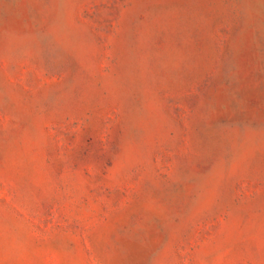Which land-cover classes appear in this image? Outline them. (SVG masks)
Returning a JSON list of instances; mask_svg holds the SVG:
<instances>
[{"label":"rangeland","instance_id":"rangeland-1","mask_svg":"<svg viewBox=\"0 0 264 264\" xmlns=\"http://www.w3.org/2000/svg\"><path fill=\"white\" fill-rule=\"evenodd\" d=\"M0 264H264V0H0Z\"/></svg>","mask_w":264,"mask_h":264}]
</instances>
